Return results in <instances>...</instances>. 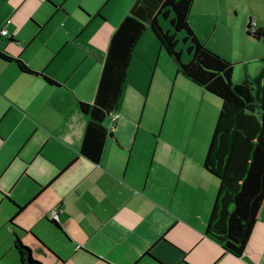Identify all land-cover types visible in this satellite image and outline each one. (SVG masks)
Wrapping results in <instances>:
<instances>
[{"label":"crops","instance_id":"obj_1","mask_svg":"<svg viewBox=\"0 0 264 264\" xmlns=\"http://www.w3.org/2000/svg\"><path fill=\"white\" fill-rule=\"evenodd\" d=\"M135 1L105 11L102 0L92 15L81 7L76 20L65 0H0V31L8 30L0 50L39 73L0 57V258L21 264L19 236L44 264H264V203L241 256L206 235L219 180L192 153L187 99L167 123L171 97L156 126L160 104L148 103L168 55L150 28L136 46L117 118L104 122L113 135L100 162L81 153L88 117L79 103H94L111 37ZM202 22L218 27L213 0H195L189 17L206 45ZM182 81L194 94L202 89L203 100L216 97Z\"/></svg>","mask_w":264,"mask_h":264},{"label":"trees","instance_id":"obj_2","mask_svg":"<svg viewBox=\"0 0 264 264\" xmlns=\"http://www.w3.org/2000/svg\"><path fill=\"white\" fill-rule=\"evenodd\" d=\"M194 1H135L111 37L94 103H79L88 117L81 153L94 163L100 162L107 140L113 135L104 122L117 111L136 46L150 28L175 62L177 73L221 101L204 159L205 170L219 180L206 235L226 252L241 256L264 203V59L256 77L250 79L245 75L241 83H234V64L203 44L189 23ZM161 17L170 18L175 33L164 29ZM180 32L188 44V62L183 61V51L178 49ZM246 35L261 40L264 30L255 27L250 19ZM0 57L14 61L23 72L39 74L2 50ZM41 75L48 83L57 85ZM14 247L21 264H44L33 259L31 249L19 236L15 237Z\"/></svg>","mask_w":264,"mask_h":264},{"label":"rangeland","instance_id":"obj_3","mask_svg":"<svg viewBox=\"0 0 264 264\" xmlns=\"http://www.w3.org/2000/svg\"><path fill=\"white\" fill-rule=\"evenodd\" d=\"M65 1L66 6L70 10L68 13L71 15L73 12V17L78 20L84 16L80 9L84 8L89 15H92L91 13L95 11L102 0ZM104 1H106L105 11H107L114 9L122 0ZM213 2L216 5V14L219 21L218 27L214 31L212 26L208 27L206 22H202L201 25L204 35H209V37L206 38L207 42L206 39H202V41L206 43L210 50L234 64L233 82L237 81L236 84L241 83L245 75H248L250 79L256 77L262 68L261 60L264 59V38L256 40L248 37L246 35V28L251 18L255 27L264 30V0H213ZM89 10L91 13H89ZM199 13L200 11H198L196 5L193 9L192 16H194L197 21L200 18V15H198ZM86 19L88 22L91 20V18L87 17ZM161 22L164 24L165 30L171 29V32L175 33V30L170 24V18L165 19L161 17ZM182 34V32L177 33V38L179 39L178 49L181 50L183 48L184 53L182 59L184 62H188L191 56L188 54V44L183 41L184 35ZM165 58L168 63H160L152 86V94L148 106L150 102L160 104L158 111L162 115H160V119L156 122V126H160L162 122L164 123V115L167 111L166 105L168 106L171 97L172 100L167 115V123L171 119V116L174 119L172 113L175 103L187 99V113L184 115L183 121L187 128L186 131H188L190 135H192L194 129L196 137L191 146L193 155H195L196 160L204 161L220 111V100L208 94L203 100L201 97L203 96L201 93L202 89L200 88L193 87L199 90L196 94L188 91L185 85L181 83L183 82L182 80L187 82V79L177 74L176 65L171 58L168 56ZM148 114V111L144 113L142 125L146 124ZM138 123L139 118L133 121L132 125L137 126ZM5 238L6 233L2 232L0 242L3 243ZM23 244L26 245L24 242ZM33 259L40 261L37 255H33ZM0 264H15V260L12 255H6L4 258H0Z\"/></svg>","mask_w":264,"mask_h":264},{"label":"built area","instance_id":"obj_4","mask_svg":"<svg viewBox=\"0 0 264 264\" xmlns=\"http://www.w3.org/2000/svg\"><path fill=\"white\" fill-rule=\"evenodd\" d=\"M10 22H11L10 20L7 21V23H10ZM0 34H1L2 36H6V35H8V30H7V29H2V30L0 31ZM110 117H112L113 120H115V119L117 118V116H115V112H114ZM113 127H114V126H113ZM113 127H111V129H112ZM59 212H60L59 209H55V210H53V212H52V214H51V220H54V221L58 222V219H59Z\"/></svg>","mask_w":264,"mask_h":264}]
</instances>
